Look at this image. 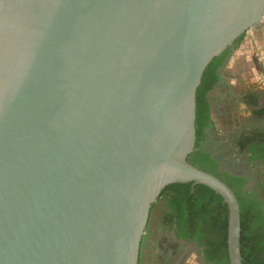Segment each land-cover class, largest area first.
I'll return each instance as SVG.
<instances>
[{"label": "water", "instance_id": "obj_1", "mask_svg": "<svg viewBox=\"0 0 264 264\" xmlns=\"http://www.w3.org/2000/svg\"><path fill=\"white\" fill-rule=\"evenodd\" d=\"M264 0H0V264H138L171 184L218 177L187 161L196 91Z\"/></svg>", "mask_w": 264, "mask_h": 264}, {"label": "trees", "instance_id": "obj_2", "mask_svg": "<svg viewBox=\"0 0 264 264\" xmlns=\"http://www.w3.org/2000/svg\"><path fill=\"white\" fill-rule=\"evenodd\" d=\"M244 36L245 34L237 39L230 49L214 58L203 73L196 91L195 151H199L188 155L187 161L198 165L199 170L218 177L233 191L240 210L241 264H264V205L256 195L254 196L255 193L249 194L243 189L245 180H238L226 174L227 179L223 180V175L215 171L216 160L209 157L211 142L216 141L214 132H220L212 117L211 96L217 91L220 80L215 70L222 63L223 57L229 59L233 51L241 46ZM218 101L219 99H215L214 102ZM246 103L255 108V116L264 118V104H259V99L254 93L246 96ZM235 147L251 167L264 165L263 130L254 129L250 134L244 132L237 139ZM248 154L250 156L246 157ZM217 160L220 161L221 157H217ZM261 179L259 189L264 198V174ZM164 208L167 212L160 216V210ZM228 219V205L224 203L223 197L212 189L203 185L192 186V183L168 185L151 207L140 244L138 264H142L148 251L147 242L153 226H157V230L161 232L172 231L180 240L197 242L199 246L205 247L206 258L214 264H230L227 248ZM153 249L149 255L154 257Z\"/></svg>", "mask_w": 264, "mask_h": 264}, {"label": "flooded vegetation", "instance_id": "obj_3", "mask_svg": "<svg viewBox=\"0 0 264 264\" xmlns=\"http://www.w3.org/2000/svg\"><path fill=\"white\" fill-rule=\"evenodd\" d=\"M230 49V48H229ZM228 50V49H227ZM226 50V51H227ZM225 54V53H224ZM222 63L218 65L216 68V74L219 76V82H218V88L217 91H215V95L219 96L221 95L223 98H225V101H227L231 96V88L228 87L227 81L225 78V69L227 66V63L229 59L223 57ZM228 60V61H227ZM220 93V94H219ZM211 99H213L212 104V112H213V106H214V98L213 94L211 96ZM246 102V101H245ZM248 103H244V105H247ZM260 105H262L259 102ZM264 104V103H263ZM250 108L252 110V115L255 117V122L248 124L247 126H243L242 130L237 132L235 134V138L230 141V146L235 149V152L231 155L228 154L227 150L225 151V146H228L226 144H222V138L220 137V133L214 132L216 141L211 142L212 144L209 147V154L211 160H216L217 166L215 167V171L218 174H222L223 180H226V175L231 177H236L238 180H245V183L243 184V189L249 192V194L256 195L264 205V198L262 197V192L259 189V185L261 182V176L264 174V165L263 164H257L256 167H251L249 163L247 162L246 158L243 156V154L239 153L238 149L235 147L237 139L245 132L247 134L252 133L254 129L256 130H263L264 131V118L258 117L254 115L255 108L250 105ZM226 149H228L226 147ZM197 149L194 152H198ZM191 153V154H192ZM229 155V156H228ZM221 157V160H217V157ZM228 156V157H227ZM248 154L246 157H249ZM192 165V164H191ZM236 165V166H234ZM196 168H199L198 165H193ZM203 171V170H202ZM226 174V175H225ZM221 180V179H220ZM226 184V183H225ZM255 198V197H254ZM264 208V207H263ZM160 216L164 215L167 210L161 209L160 210ZM159 216V215H158ZM159 230V229H158ZM157 230V226H153V229L151 231V237L148 238L147 242V249L148 251L145 253L144 259L142 264H152L153 256H150L149 254L152 252L157 257V247H159L157 240L159 235H167L166 238L167 243L166 246L169 251L162 250L161 257L158 256V263L159 264H167L172 262H177V264H180L182 260L184 259L185 253H191L195 255V257L198 259L200 264H214L211 261H209L205 256V247L199 246V244L192 240H180L176 237V235L172 231L162 230V232ZM161 238V236H159ZM157 245V246H156ZM154 256V257H155Z\"/></svg>", "mask_w": 264, "mask_h": 264}, {"label": "rangeland", "instance_id": "obj_4", "mask_svg": "<svg viewBox=\"0 0 264 264\" xmlns=\"http://www.w3.org/2000/svg\"><path fill=\"white\" fill-rule=\"evenodd\" d=\"M256 32H259L258 34L261 36V41L264 43V23L261 21L255 29L245 33L241 46L233 51L227 63L225 78L227 80V86L231 88L232 96L225 101V98L221 95L217 96L213 94L214 100L219 99V101L214 102L212 117L217 124V128L220 130L219 133L222 138V144L228 145L225 146V151L227 150L229 155L235 152V149L230 146V141L235 138V134L242 130L243 126L255 122V117L252 115L250 105H244V103L246 104V96L244 95L246 90L251 88L249 90L257 94L259 102L262 100L261 104L264 103V74L259 70L260 68H258L260 65V61L258 60L260 55L257 53L258 50L254 43ZM244 68L249 76H244L245 83L243 84L241 81L243 78L240 72ZM260 80L262 82H260ZM226 147L228 149H226ZM159 236H161V238ZM159 236L157 240L159 245V247H157V254L161 257L163 256L162 250L169 251L165 244L167 243L166 238L168 236ZM158 256L153 257L152 264H159L157 259ZM167 264H177V262L175 261ZM180 264H200V262L195 255L187 252Z\"/></svg>", "mask_w": 264, "mask_h": 264}, {"label": "crops", "instance_id": "obj_5", "mask_svg": "<svg viewBox=\"0 0 264 264\" xmlns=\"http://www.w3.org/2000/svg\"><path fill=\"white\" fill-rule=\"evenodd\" d=\"M259 32H256V35H255V40H254V43L256 44V47H257V53H259V61H260V65H259V67L258 68H260L259 70L261 71V72H263V74H264V43H262V39H261V36L258 34ZM263 41H264V39H263ZM245 51V50H244ZM256 53V54H257ZM247 71V70H246ZM249 71V70H248ZM240 75L242 76V78H243V80H241L242 81V83L244 84L245 83V80H244V76H249V74H248V72H245V68L240 72ZM264 78V77H263ZM227 81V80H226ZM260 82H262L261 80H260ZM253 87V86H252ZM249 89H251V88H248V90H246V92H245V96H247L248 94H251L253 91H251V90H249ZM253 90V89H252ZM255 94V93H254ZM256 96H257V94H255ZM261 102H262V100H261ZM260 102V103H261Z\"/></svg>", "mask_w": 264, "mask_h": 264}, {"label": "built area", "instance_id": "obj_6", "mask_svg": "<svg viewBox=\"0 0 264 264\" xmlns=\"http://www.w3.org/2000/svg\"><path fill=\"white\" fill-rule=\"evenodd\" d=\"M262 22L264 23V17H263V19H262Z\"/></svg>", "mask_w": 264, "mask_h": 264}]
</instances>
